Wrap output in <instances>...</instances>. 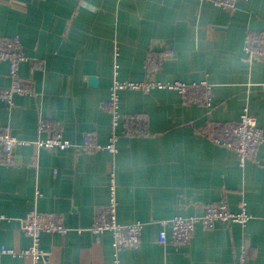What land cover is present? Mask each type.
<instances>
[{
    "label": "crops",
    "instance_id": "0c3cea01",
    "mask_svg": "<svg viewBox=\"0 0 264 264\" xmlns=\"http://www.w3.org/2000/svg\"><path fill=\"white\" fill-rule=\"evenodd\" d=\"M255 33H264V0H239L234 11L198 0H0V38L20 41L28 58L20 75L35 90L15 96L13 107L0 101V132L31 142L17 148L25 165L0 163V214L9 219L0 222V249L29 248L23 220L39 211L62 216L68 229L42 236L49 257L41 264H113L112 235L89 231L113 174L119 223L143 225L141 244L121 250L120 264H264V144L241 167L210 139L214 126L239 121L244 110L264 134V58L244 51ZM148 70L161 82H207L211 107L170 90H127L117 153L37 150L34 142L59 126L74 144L106 146L113 82L145 81ZM10 85L9 64L0 62V91ZM40 120L50 126L42 134ZM126 124L132 132L145 124L147 133L125 135ZM217 202L235 213L245 203L252 218L246 226L199 224L185 244L158 242L160 221L202 216ZM1 264L33 260L4 255Z\"/></svg>",
    "mask_w": 264,
    "mask_h": 264
},
{
    "label": "built area",
    "instance_id": "2783aa9c",
    "mask_svg": "<svg viewBox=\"0 0 264 264\" xmlns=\"http://www.w3.org/2000/svg\"><path fill=\"white\" fill-rule=\"evenodd\" d=\"M198 1L213 2L217 7L226 11L236 10L239 2V0ZM244 51L247 58L250 60L263 59L264 33H255L247 37ZM3 61L9 64L11 85L0 91V101L4 102L9 107H13L15 96L35 95L32 82L24 80L20 75L21 65L28 61V58L24 55L22 45L17 38H0V62ZM41 67L42 64L38 63L37 69ZM148 72L150 73L148 78L142 82L120 80H115L113 82L109 99L104 104V110L112 116L114 134L106 146H102L98 142H86L83 146L74 144L64 137L63 128L59 126L55 130H51L48 137L39 138L34 142L37 150L58 152L69 149H82L88 152L106 150L110 154L117 153L115 144L119 135L116 130L122 125L121 122L124 119V115L121 113L119 107L120 94L127 90H142L148 93L153 89L170 90L177 92L184 98L191 99L200 106L207 108L211 107L213 94L212 88L207 82H194L192 84L180 81L161 82L151 78L152 70H148ZM127 125L128 124L124 126L125 135H145L147 133L145 124H137L136 129L133 130L134 132H132ZM49 127V124L45 122V120H40L39 133L42 134L46 132ZM210 139L216 146L234 151L237 154L238 163L241 167H244L249 159L254 158L259 147L264 144V134L259 128L256 118L250 115L247 110H244L237 122L214 126ZM29 145H31V142L20 140L9 130L0 132V163L8 167H21L25 165L24 160L17 153V148ZM30 164L33 167H37L38 159L34 158ZM251 218L252 216L249 214L245 203L241 205L240 211L237 213L232 212L226 202L212 203L205 208L202 216H177L169 221H160L159 225L161 231L158 236V242L163 245L168 243L176 245L185 244L190 242L199 224L207 229H213L217 223L246 226ZM5 220L9 219L0 214V222ZM168 229L170 230V237H168L167 234ZM23 230L27 237L30 238L31 246L21 252L2 247L0 249V264L1 258L4 255L31 258L33 264H41V262L49 257V253L42 251L40 248L42 236L44 234L65 235L68 232L62 216L39 211H33L26 216L23 220ZM81 231L82 230H79V232ZM89 231L96 237H101L105 234L112 235L114 249L113 264H120L119 253L121 250L137 248L141 244L143 225L141 223H136L124 226L118 221L117 181L113 174L110 177L109 202L97 214ZM246 260L247 258H242V264H245Z\"/></svg>",
    "mask_w": 264,
    "mask_h": 264
},
{
    "label": "water",
    "instance_id": "95a60500",
    "mask_svg": "<svg viewBox=\"0 0 264 264\" xmlns=\"http://www.w3.org/2000/svg\"><path fill=\"white\" fill-rule=\"evenodd\" d=\"M94 80H92V82H93ZM94 82H96V81H94Z\"/></svg>",
    "mask_w": 264,
    "mask_h": 264
}]
</instances>
